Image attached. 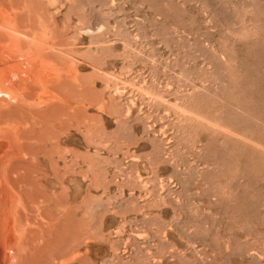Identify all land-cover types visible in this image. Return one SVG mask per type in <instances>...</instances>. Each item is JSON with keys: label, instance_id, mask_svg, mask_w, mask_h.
I'll list each match as a JSON object with an SVG mask.
<instances>
[{"label": "rangeland", "instance_id": "rangeland-1", "mask_svg": "<svg viewBox=\"0 0 264 264\" xmlns=\"http://www.w3.org/2000/svg\"><path fill=\"white\" fill-rule=\"evenodd\" d=\"M69 1L54 31L93 88L66 145L95 121L125 188L105 209L104 264H264V0Z\"/></svg>", "mask_w": 264, "mask_h": 264}, {"label": "bare ground", "instance_id": "bare-ground-1", "mask_svg": "<svg viewBox=\"0 0 264 264\" xmlns=\"http://www.w3.org/2000/svg\"><path fill=\"white\" fill-rule=\"evenodd\" d=\"M2 1L0 0V264H30V261L27 258L24 260L20 254L23 252L22 250L25 253L31 250L33 241L37 240L38 243L35 232H39V239L45 240L43 251L46 256L49 257L50 254L51 257L58 255L59 258H63L66 257L71 248L74 247L76 250L79 245V233L83 234V231L80 230L81 226L78 219L73 221L70 216L69 200L65 198L66 195L63 192L65 189L68 191V185L66 188L60 185L61 192L56 201L51 199V201L46 202L41 198L39 202L27 203L11 172L19 170V165L16 167L14 164H18L17 162L22 161L25 156L34 160L37 155H42V158L46 159V163L52 167L54 158L64 159L68 152L66 140L70 128L74 127L73 129L76 128L78 132L80 131L78 129L82 120L81 112L83 113L82 108L86 106L83 103H87L85 100L88 99L85 96L87 92L84 95L83 91L93 87H90L92 81L90 84L86 81L89 84L87 86L86 83L80 82L79 77L82 76L81 78H83L85 75L78 76L79 74L73 70L75 66L69 61L71 59L78 60L79 57L71 53L67 43L63 40L65 36L54 31L53 24L54 26L55 24L58 25L56 22L54 23V9L58 6L56 2L58 0H5L6 4ZM54 6L56 7L54 8ZM65 10L67 11V8ZM66 11L63 15L67 16L69 13ZM24 16H26V22L22 24L20 18ZM67 19L69 18L67 17ZM103 28L105 30L104 26ZM103 28L102 31H104ZM65 29L64 26L62 31L67 32L68 29L67 31ZM76 29L73 30L74 35L76 34L73 37L79 34L75 33ZM90 31L92 29H88L87 32L84 30V34L87 35ZM82 34L83 31H80L79 35ZM100 34L98 37L101 36ZM77 37L75 41H79V36ZM98 37L96 38L98 39ZM96 45L98 46V44ZM79 55L81 56V54ZM83 85L88 88L85 90ZM85 115L88 118L89 114ZM96 116L94 115L93 118ZM92 127L95 128V124ZM81 132L83 134V131ZM82 134L81 136L84 137ZM35 144L36 146L39 144V148L32 150L31 145L35 147ZM67 156L69 155L67 154ZM76 157H78V153ZM76 157L74 156L75 159ZM71 160H73L72 157ZM35 161L37 162L38 159ZM32 190L30 191L32 192ZM80 210L78 211L80 212ZM38 219L41 223L39 230H37L38 224L35 223V220ZM74 255L76 256V254ZM44 258H42L43 261ZM54 259L56 260V258ZM54 259H52L51 264H53ZM67 259L65 264L69 263L70 258ZM46 260L47 257L44 263Z\"/></svg>", "mask_w": 264, "mask_h": 264}, {"label": "crops", "instance_id": "crops-1", "mask_svg": "<svg viewBox=\"0 0 264 264\" xmlns=\"http://www.w3.org/2000/svg\"><path fill=\"white\" fill-rule=\"evenodd\" d=\"M88 123H89L88 124L89 127L87 128L88 130L86 132L88 134L86 135L87 137L88 135L90 136L87 138L85 137L86 135L84 134V137H82L83 140L81 138L82 141L81 149H79L78 151H76L75 149H68V152L65 154L64 159L54 158L52 160L53 161L52 165L54 168L52 166H49V164L47 163V169L41 168L42 166L40 161V155L39 156L37 155L36 157V159H38L39 161L38 164H37L38 161L37 162L35 161L36 159L33 160L29 158V156H25V158L22 159V161L17 162L19 165V170L18 171L16 170L14 177L19 187V190L23 195V197L26 199L27 203L33 201L39 202L41 198L44 199L46 202L51 201V199L56 201L57 198L60 196V192H61L60 185L64 186L65 188L69 186L67 188L68 191L65 189V191L63 190V192H65L64 193V195H66L65 198L69 200L70 210H71L70 213L71 214H73L74 212L77 213V215L76 213H74L73 215L70 214V216L73 221L75 219H78L81 226L80 230L83 231V234L79 233L78 236L79 248L77 247L75 250V248L73 247L74 250L73 248H71L68 253H70L71 257H74L75 261L73 262L79 264H104V223L106 216L105 209L110 210L112 208V203H113L112 193L120 192V191L123 192L125 191V188L124 187L120 188L119 185H113L112 182L113 178L110 172L111 165L108 163V161H110V158H108V156L105 155V150L100 144L101 142L100 131L98 130L97 127H95L97 129L92 127L91 123L94 122L89 121ZM91 129L92 131H89ZM93 129H95L94 132ZM33 146L31 145L32 150L39 148V144L37 146L35 144V147ZM70 150L71 151L73 150L72 151L73 154H70L72 153ZM77 153H78V157H76ZM79 153L80 154L83 153V154L80 156ZM67 154L69 156H67ZM74 156L76 157V159L74 158ZM27 157L29 161L26 160ZM71 157L73 160H71ZM20 162L21 164L23 163L25 164L21 165ZM26 163L28 164L26 165ZM57 164H59L60 166ZM50 168L52 169V171ZM65 172L66 173L68 172L67 175L69 176H67ZM25 173L26 175H24ZM29 174L31 175V177ZM64 176L67 177L65 178ZM39 177H41L40 178L41 180L39 179ZM20 186L22 187V189ZM31 189H33L34 191L32 190L31 192L30 191ZM33 193L34 195H32ZM119 204L127 205L128 201L123 200L119 202ZM73 205L75 206L74 208ZM79 205L82 207L80 208ZM78 210H80V212ZM35 223L36 225L38 224L37 230H39L41 224L39 219L35 220ZM39 235H40L39 232H35V236L38 237L37 238L38 243L37 240L33 241L31 250L26 251V253L24 250H22L23 254L21 253L20 256L22 255L21 257L24 260L25 258L28 259L30 257H34V258L37 257L38 263L40 264H44L45 258L47 257V263L49 264L50 262L51 264L52 259L54 258L57 259L59 257L58 255H53L52 257L50 254L49 257L45 255L43 251V247H44L43 244L45 243V240L43 239L42 241L41 239H39ZM74 254H76V256ZM43 257H45L44 261L42 259ZM55 261L56 260L54 259L53 263Z\"/></svg>", "mask_w": 264, "mask_h": 264}]
</instances>
